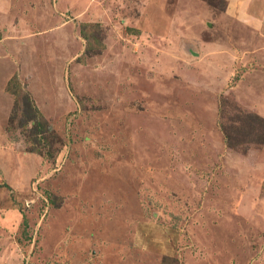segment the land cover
<instances>
[{
  "label": "rangeland",
  "instance_id": "374dc122",
  "mask_svg": "<svg viewBox=\"0 0 264 264\" xmlns=\"http://www.w3.org/2000/svg\"><path fill=\"white\" fill-rule=\"evenodd\" d=\"M59 1L14 4L0 264H264L261 40L225 0Z\"/></svg>",
  "mask_w": 264,
  "mask_h": 264
},
{
  "label": "crops",
  "instance_id": "0c3cea01",
  "mask_svg": "<svg viewBox=\"0 0 264 264\" xmlns=\"http://www.w3.org/2000/svg\"><path fill=\"white\" fill-rule=\"evenodd\" d=\"M225 1L227 7L222 17L230 18L233 22L243 25L244 33H250L259 38L261 41L257 42V44H259L258 46L254 45L255 49H253V53L264 56V54H262L264 53V0ZM57 2L60 3L59 0H57ZM14 4L15 0H0V65H9L8 71L5 70L0 72V103H4L3 100L5 98V94L3 93V88L9 78V75L13 73L15 63L10 59L7 60L8 58H5L7 53H11L12 55H10L13 56L14 50L21 49L17 40L20 39L29 42L36 35H38L36 33L31 36L36 26L31 23L29 24L25 18L29 15V13L32 14L34 11L25 13L23 12L24 7H22L21 11H18L14 8ZM31 6L34 5L31 4L30 7ZM26 8H28V6ZM44 10L46 11V9ZM38 20H40L39 23L46 22V19L38 18ZM30 21L37 23L36 19H31ZM42 32L43 31H41V33ZM8 34H10V36ZM39 39H41V37H39ZM34 41L36 40L34 39ZM243 56H245V58H248L249 56L252 58L254 57L248 51L245 52V55Z\"/></svg>",
  "mask_w": 264,
  "mask_h": 264
}]
</instances>
